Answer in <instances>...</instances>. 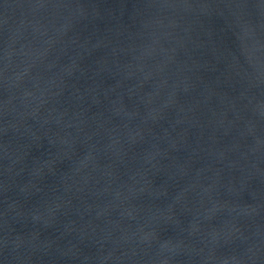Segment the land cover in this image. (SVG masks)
I'll return each mask as SVG.
<instances>
[{
    "label": "water",
    "instance_id": "1",
    "mask_svg": "<svg viewBox=\"0 0 264 264\" xmlns=\"http://www.w3.org/2000/svg\"><path fill=\"white\" fill-rule=\"evenodd\" d=\"M0 264H264V0H0Z\"/></svg>",
    "mask_w": 264,
    "mask_h": 264
}]
</instances>
